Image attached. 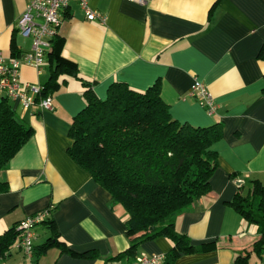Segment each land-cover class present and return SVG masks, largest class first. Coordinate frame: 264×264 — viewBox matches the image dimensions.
Wrapping results in <instances>:
<instances>
[{"label": "crops", "instance_id": "crops-1", "mask_svg": "<svg viewBox=\"0 0 264 264\" xmlns=\"http://www.w3.org/2000/svg\"><path fill=\"white\" fill-rule=\"evenodd\" d=\"M29 1L0 0V50L6 57L20 59L31 49L32 39L16 28ZM88 5L104 21L88 20L76 2L60 11L57 53L76 74L58 73L50 94L53 108L24 109L10 101L32 132L1 173L7 191L0 193V233L52 207L62 243L48 247L39 264H131L139 254L164 255L172 245L165 236L124 254L129 247L124 208L68 154L73 118L86 102L85 82L103 99L114 81L137 90L159 81L173 118L196 126L222 124L221 138L213 145L218 166L210 191L176 220L177 231L192 244L212 248L181 255L176 264H232L243 250L250 251L251 264H263L264 234L228 202L237 190L245 192L252 179L264 185V58L259 56L264 0H89ZM48 53L40 72L21 65V81L44 84L49 79ZM195 78L214 97L212 115L189 95ZM34 231L35 245L49 237L43 224ZM257 240L263 246L260 254L252 251ZM16 244L0 264L28 263ZM62 247L89 254H71Z\"/></svg>", "mask_w": 264, "mask_h": 264}, {"label": "trees", "instance_id": "trees-1", "mask_svg": "<svg viewBox=\"0 0 264 264\" xmlns=\"http://www.w3.org/2000/svg\"><path fill=\"white\" fill-rule=\"evenodd\" d=\"M57 32L46 51H50V77L41 84V95L52 93L58 73L76 74L73 65L57 53ZM259 56L264 58V47ZM85 84L86 102L73 118L68 154L110 193L114 203L124 208L125 235L129 241L124 254L134 253L141 243L159 236L172 242L159 264H176L181 255L211 249V245L192 244L187 235L177 231L176 220L195 199L210 191L211 176L218 166L213 145L221 138V122L196 126L176 120L161 97L159 81L145 90L114 81L103 99L94 93L90 82ZM31 132V127L17 117L10 100L1 96L0 193L7 191L2 171ZM228 203L258 233L264 234V185L258 179L250 180L245 192L237 190ZM45 209L48 214L34 226L35 230L43 224L49 230L45 242H32L37 264L48 247L62 243L52 218L53 208ZM18 222L0 233V260L22 236ZM62 249L71 254H89ZM262 250L260 242L255 241L252 251L260 254ZM249 256L250 251H239L232 264H249Z\"/></svg>", "mask_w": 264, "mask_h": 264}, {"label": "built area", "instance_id": "built-area-1", "mask_svg": "<svg viewBox=\"0 0 264 264\" xmlns=\"http://www.w3.org/2000/svg\"><path fill=\"white\" fill-rule=\"evenodd\" d=\"M89 0H30L25 10L16 22V28L21 36L32 39L31 49L22 58L6 57L0 50V97L5 96L10 101H15L24 109L37 106L41 110H51L52 97L50 94L41 95L42 85L34 82H23L20 79V67L28 64L40 72L44 63L46 51L50 48V40L57 32L60 25V11L70 2H76L88 20L105 17L99 11L93 10L88 5ZM141 2L142 0H134ZM189 95L196 99L208 115L215 112L216 103L213 95L205 83L195 78L189 90ZM48 211L43 209L33 215L19 220L17 228L22 231V236L16 248L28 261L27 264H37L33 260L32 240L35 236L34 226L41 221ZM164 255L139 254L131 264H159ZM264 264V262H263Z\"/></svg>", "mask_w": 264, "mask_h": 264}, {"label": "rangeland", "instance_id": "rangeland-1", "mask_svg": "<svg viewBox=\"0 0 264 264\" xmlns=\"http://www.w3.org/2000/svg\"><path fill=\"white\" fill-rule=\"evenodd\" d=\"M253 256H254V255H253ZM252 260H253V259H252ZM251 262H252V261L249 259V263H250V264H251Z\"/></svg>", "mask_w": 264, "mask_h": 264}]
</instances>
